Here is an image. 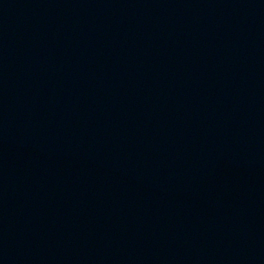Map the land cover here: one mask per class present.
I'll use <instances>...</instances> for the list:
<instances>
[{
	"label": "water",
	"instance_id": "95a60500",
	"mask_svg": "<svg viewBox=\"0 0 264 264\" xmlns=\"http://www.w3.org/2000/svg\"><path fill=\"white\" fill-rule=\"evenodd\" d=\"M0 264H264V0H0Z\"/></svg>",
	"mask_w": 264,
	"mask_h": 264
}]
</instances>
